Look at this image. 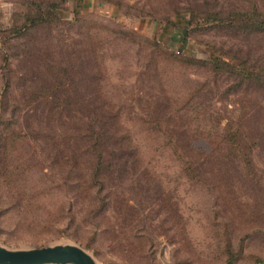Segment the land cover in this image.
<instances>
[{
  "label": "rangeland",
  "instance_id": "374dc122",
  "mask_svg": "<svg viewBox=\"0 0 264 264\" xmlns=\"http://www.w3.org/2000/svg\"><path fill=\"white\" fill-rule=\"evenodd\" d=\"M66 243L264 262V0H0V246Z\"/></svg>",
  "mask_w": 264,
  "mask_h": 264
},
{
  "label": "water",
  "instance_id": "95a60500",
  "mask_svg": "<svg viewBox=\"0 0 264 264\" xmlns=\"http://www.w3.org/2000/svg\"><path fill=\"white\" fill-rule=\"evenodd\" d=\"M0 264H96V261L82 247L66 243L19 250L0 246Z\"/></svg>",
  "mask_w": 264,
  "mask_h": 264
},
{
  "label": "trees",
  "instance_id": "16d2710c",
  "mask_svg": "<svg viewBox=\"0 0 264 264\" xmlns=\"http://www.w3.org/2000/svg\"><path fill=\"white\" fill-rule=\"evenodd\" d=\"M255 12V11H254ZM245 15H249V14H245ZM255 15V14H254ZM256 18H258V16H255ZM37 22V23H36ZM39 22V23H38ZM45 21H44V19L41 17V18H36V19H27V20H25V25L23 26V30H26L27 28H29L30 29V27H32V26H36V24L37 25H39V24H42V23H44ZM188 32V31H187ZM187 36V35H186ZM230 263V262H229ZM259 264H261L262 262L261 261H259L258 262Z\"/></svg>",
  "mask_w": 264,
  "mask_h": 264
}]
</instances>
